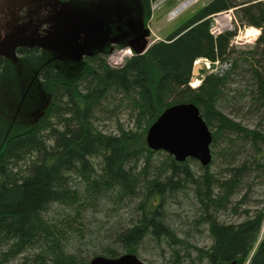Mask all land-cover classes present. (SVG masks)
<instances>
[{"label": "trees", "instance_id": "1", "mask_svg": "<svg viewBox=\"0 0 264 264\" xmlns=\"http://www.w3.org/2000/svg\"><path fill=\"white\" fill-rule=\"evenodd\" d=\"M230 8L239 27L261 30L247 51L230 44L237 28L217 36L209 32L211 16ZM37 50L20 47L17 53L36 56ZM105 55L88 57L82 71L69 79L45 68L41 79L51 85L46 111L33 126L10 134L0 145V263L28 253L31 264H86L87 258L64 247L67 219L56 222L59 219L50 212L70 207L82 219L86 205L112 200L135 203L134 221L115 231L116 242L125 252L138 255L139 246L150 236L189 247L206 264H264V208L246 211L238 223L219 220L222 211L243 204L246 193L240 192L253 172L257 178L264 176V2L210 0L163 40L134 53L122 67H110ZM198 58L230 65L221 75L205 74L192 87ZM4 64L0 57V68ZM239 77L246 93L237 100L254 118L253 127L228 117L219 107L229 99L228 87ZM181 102L198 107L211 131L210 154L219 146L226 158L219 175L210 169L212 154L196 175L189 166L190 157L177 161L167 152L164 165L150 174L155 151L146 145V131L165 109ZM126 103L134 127L118 124L115 133L97 129L99 119L115 116L109 105ZM27 157L31 160L25 173L18 171ZM93 157L101 159L98 171ZM73 175L82 181L79 188L72 187ZM188 189L198 204V221L212 238L209 247L178 238L165 221L170 198ZM99 254L120 255L112 245ZM175 255L179 257L178 252Z\"/></svg>", "mask_w": 264, "mask_h": 264}, {"label": "rangeland", "instance_id": "2", "mask_svg": "<svg viewBox=\"0 0 264 264\" xmlns=\"http://www.w3.org/2000/svg\"><path fill=\"white\" fill-rule=\"evenodd\" d=\"M183 1L156 0L149 4L143 2L144 27L149 30L148 46L155 41L164 39L168 34L175 31L195 11L210 0H197L180 11L174 19L167 20V13ZM233 17V27L237 28V32L238 24L235 22L234 10ZM244 28H250V26H241L239 30H244ZM254 42L241 41L233 46L238 51H247L252 48ZM18 55L21 58L20 64L6 63L3 68H0V145L4 138L10 134L33 126L34 121L28 120L35 115L38 121L50 104L51 85L38 78L34 71L39 68L41 70L45 68L54 70V68L48 64V60L43 55L41 57ZM227 69L224 62L219 64L212 62L209 68L201 69V76L198 78H202L209 73L221 75ZM57 72L65 79L76 76V73ZM235 81L228 87L229 99L219 103V107L228 117L240 119L244 124L253 127L255 125L254 118L246 114L247 107L244 106L246 109L242 108L241 102L237 100V97L244 98L245 96V83L240 77ZM109 109L114 111L111 115L116 112L115 116L99 119L95 124L98 130L105 133H115L118 124L128 128L134 127L132 111L127 103L117 107L109 105ZM219 150L218 146L211 153L210 169L216 175L222 173V169L227 165L226 158L222 156ZM165 154H167L165 151H155L152 165L149 167L151 175L156 174L159 171V166L164 165L162 163L165 161ZM238 158L237 156L235 161ZM30 160L27 157L21 161L19 163L21 168L18 171L25 173ZM92 162L98 171L101 166L100 157H93ZM188 163L196 175L201 173V163L197 159L189 158ZM257 175L253 172L248 179L249 185L244 186L240 192V194L246 193L243 204L234 210L222 211L219 214L220 221L238 223L245 218L246 211L254 213L264 208V176L257 178ZM71 184L72 187L79 188L80 185L82 186V181L76 175H73ZM86 206L89 208L82 212V219L74 215L75 212L70 207L64 210L53 208L50 212L51 215L59 219L56 222L67 219V225L64 226V247L66 251L89 260L92 256L102 252L105 246L112 245L120 254H123L125 251L116 242L115 231L119 226L130 225L134 221L136 217L135 203L127 201L122 204H115L112 200H104L100 204ZM199 215L197 201L193 192L188 189L170 198L166 205L165 221L178 238L184 239L191 245L205 248L211 245L212 238L206 225L198 221ZM80 219L82 222H80ZM176 252L179 253L177 258ZM30 256L31 254L24 253L7 264H31L28 261L31 258ZM137 256L147 264H206L205 261H200L195 257V252L191 248L170 245L167 244L166 240L158 242L150 236H147L139 246Z\"/></svg>", "mask_w": 264, "mask_h": 264}, {"label": "water", "instance_id": "3", "mask_svg": "<svg viewBox=\"0 0 264 264\" xmlns=\"http://www.w3.org/2000/svg\"><path fill=\"white\" fill-rule=\"evenodd\" d=\"M143 15L142 0H0V57L20 64L18 48H37L54 70L74 74L84 57L108 53L114 45L143 53L149 47ZM40 24L46 25L41 31ZM201 68L202 63H194L191 80ZM211 140L198 107L189 102L165 109L145 134L148 148L170 153L177 161L195 158L202 165L210 161ZM86 264L147 263L127 252L94 255Z\"/></svg>", "mask_w": 264, "mask_h": 264}, {"label": "built area", "instance_id": "4", "mask_svg": "<svg viewBox=\"0 0 264 264\" xmlns=\"http://www.w3.org/2000/svg\"><path fill=\"white\" fill-rule=\"evenodd\" d=\"M197 0H185L181 2L178 6H176L174 9L170 10L167 13V20H172L174 19L180 11H182L184 8L188 7L192 3L196 2ZM264 1V0H262ZM233 9H227L223 11H219L211 16V21L209 24V32L213 36H217L225 31H233ZM248 28H244V30H239L233 37L231 38V45L233 44H239V42H251L253 41L256 37H251L247 33ZM243 38V40H241ZM134 54L133 50L128 47V46H117L113 48L108 54H106L105 60L106 63L112 67V68H120L124 65L127 59H129L132 55ZM203 60V64L207 65L210 67V64L213 63H222L219 61H210L208 59H200ZM224 66L226 68L229 67L230 63L229 61H223ZM195 83V82H194ZM192 84L193 86L196 84ZM199 81H197V84Z\"/></svg>", "mask_w": 264, "mask_h": 264}, {"label": "flooded vegetation", "instance_id": "5", "mask_svg": "<svg viewBox=\"0 0 264 264\" xmlns=\"http://www.w3.org/2000/svg\"><path fill=\"white\" fill-rule=\"evenodd\" d=\"M46 27V25L45 24H40V26H39V28H38V30L39 31H41V30H43L44 28ZM37 57H41L42 55H43V52H41L39 49L37 50V53L35 54ZM22 57V56H21ZM88 57H84L83 58V61L82 62H80V63H78L77 64V66H76V68H75V70H77V73H76V76L82 71V69L84 68V66H85V64H86V59H87ZM5 60V59H4ZM6 63H10V62H8V61H6L5 60V64ZM44 69H36L35 71H34V73H36V75H37V77L38 78H40L41 79V72L43 71ZM74 70V71H75ZM57 72V71H56ZM66 73V72H65ZM41 80H43V79H41ZM37 117L34 115V117L33 118H31L30 120H28V121H34V124L35 123H37L38 121H37Z\"/></svg>", "mask_w": 264, "mask_h": 264}, {"label": "clouds", "instance_id": "6", "mask_svg": "<svg viewBox=\"0 0 264 264\" xmlns=\"http://www.w3.org/2000/svg\"><path fill=\"white\" fill-rule=\"evenodd\" d=\"M248 34H249V36H251V37H257V36H259V31H257V30L254 29V28H249V29H248Z\"/></svg>", "mask_w": 264, "mask_h": 264}, {"label": "bare ground", "instance_id": "7", "mask_svg": "<svg viewBox=\"0 0 264 264\" xmlns=\"http://www.w3.org/2000/svg\"><path fill=\"white\" fill-rule=\"evenodd\" d=\"M231 9H232V8H231ZM256 30H257V29H256ZM257 31H258V30H257ZM247 33H248V31H247ZM197 61L200 62V63H204V62H202L203 60H200V58H198ZM205 68H209V67H208L207 65L204 64V69H205ZM191 84H193V83H191ZM194 84H197V81H195Z\"/></svg>", "mask_w": 264, "mask_h": 264}]
</instances>
